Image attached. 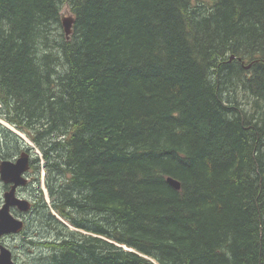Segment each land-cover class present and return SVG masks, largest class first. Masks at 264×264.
<instances>
[{"label":"trees","instance_id":"trees-1","mask_svg":"<svg viewBox=\"0 0 264 264\" xmlns=\"http://www.w3.org/2000/svg\"><path fill=\"white\" fill-rule=\"evenodd\" d=\"M0 119L39 264H264V0H0Z\"/></svg>","mask_w":264,"mask_h":264},{"label":"water","instance_id":"water-1","mask_svg":"<svg viewBox=\"0 0 264 264\" xmlns=\"http://www.w3.org/2000/svg\"><path fill=\"white\" fill-rule=\"evenodd\" d=\"M74 19L71 16L63 17V27L68 39L72 34V26H73ZM235 57L232 56L231 60ZM6 125L10 130L14 131L9 125ZM20 137L25 140V137L22 136L20 133H17ZM28 155L23 153L21 157L17 160L16 163L12 161H5L0 165V176L1 180L5 183H14L12 190L6 193L5 195V202L0 209V241L1 238L10 235V234H19L23 230V221L15 218L11 214V208H18L22 212H26L30 208V204L26 200H21L16 197L15 190L19 186H25L27 181L23 177V173L28 169ZM168 183L176 190H179L181 184L173 179L168 178ZM0 264H16L13 255L10 249L1 245L0 246Z\"/></svg>","mask_w":264,"mask_h":264},{"label":"flooded vegetation","instance_id":"flooded-vegetation-1","mask_svg":"<svg viewBox=\"0 0 264 264\" xmlns=\"http://www.w3.org/2000/svg\"><path fill=\"white\" fill-rule=\"evenodd\" d=\"M33 150H34L33 147L32 148L29 147L27 149L24 148V151L21 152L20 154H14V151L11 152L10 155L0 154V165H1L5 161H12L13 163H16L17 160L21 157V155H23V153L28 152L26 153L29 159L28 169L23 173V177L27 181V184L25 186L23 185V186L17 187L15 190V194H16V197H18L19 199L28 201L30 204V208L26 212H22L16 207L11 208V214L15 218L23 221V230L19 234L6 235L2 237L0 241V246L3 245L11 250L13 259L16 264H18V261H17L18 257L16 255L17 250L15 249V246L13 245L15 243H18V241H20L22 238H24L22 237V235L26 234L25 230H27L31 224L37 223L38 220L36 218V213H37L36 205L38 203V200L40 199V195H41L40 191H43L44 197H45V192L47 190L45 181L43 182L44 189L40 185L41 182L39 181V178L37 176V171H36V166H35V161L37 159V156L34 154ZM30 155H32V157ZM13 186H14V183H5L1 180V176H0V209H2L4 205L6 193L12 190ZM52 214L63 222V219L58 217L55 211H52ZM33 231L34 230H32V232ZM28 235H30V233ZM29 239H36V240L38 239L41 241H44V240L47 241L44 235H40V236L35 235L34 237L33 235H31L29 236ZM8 240L9 241L12 240L14 243L10 244Z\"/></svg>","mask_w":264,"mask_h":264},{"label":"rangeland","instance_id":"rangeland-1","mask_svg":"<svg viewBox=\"0 0 264 264\" xmlns=\"http://www.w3.org/2000/svg\"><path fill=\"white\" fill-rule=\"evenodd\" d=\"M252 104H253V101H252V103L251 102L248 103L246 100H243L242 107L249 110L250 107H252ZM0 121H1V119H0ZM10 128H12V127H10ZM12 129L17 132V130H15L14 128H12ZM17 133H19V131ZM22 136H24V135H22ZM24 142L26 144V146H24V148H26V149L29 148V147L30 148L35 147V145L28 139L27 136L25 137ZM33 151H34L35 155L37 154L36 155L37 157H41L42 156L41 151L38 148H35ZM42 163H43V161H42ZM43 170L44 169H42L41 175H40V182H41L40 185L42 186V188H43V182L45 181V177H46V172L44 170L45 174L43 175ZM45 198H46V201L48 202V204H50L51 203V199L49 197L48 190H46V192H45ZM29 228H30L29 229L30 231L28 230L29 232L26 231V234L22 235V237H24V238H22L20 241H18V243H15L13 245V246H15V249L17 250L16 251V255L18 257V259H17L18 264H39L40 260H38V258H40L41 255L45 256L46 253H47V251L45 249H43L41 247V245L34 246V247L31 246L30 248H27L25 246V244L27 243V240H29V236H31V235H33V237L35 236V234L32 233L31 229L32 228H36V225L35 224H31L29 226ZM70 228L75 230V228H72V227H70ZM29 233H30V235H28ZM48 234L49 233H45L44 234V236L46 237L47 240H53L55 238L54 240L56 241V237H51V235H48ZM85 234H87V233H85ZM24 239H25V241H24ZM33 240H35V239H33ZM8 242L10 244L14 243L12 240H10V241L8 240ZM43 242H46V241L44 240Z\"/></svg>","mask_w":264,"mask_h":264},{"label":"bare ground","instance_id":"bare-ground-1","mask_svg":"<svg viewBox=\"0 0 264 264\" xmlns=\"http://www.w3.org/2000/svg\"><path fill=\"white\" fill-rule=\"evenodd\" d=\"M65 16V15H64ZM70 16V15H69ZM26 153H28V152H26ZM37 155V154H36ZM31 157H32V155H30Z\"/></svg>","mask_w":264,"mask_h":264}]
</instances>
